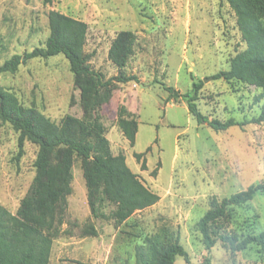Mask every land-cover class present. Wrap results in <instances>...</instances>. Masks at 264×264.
Listing matches in <instances>:
<instances>
[{"label":"rangeland","instance_id":"obj_1","mask_svg":"<svg viewBox=\"0 0 264 264\" xmlns=\"http://www.w3.org/2000/svg\"><path fill=\"white\" fill-rule=\"evenodd\" d=\"M58 11L87 25L85 52L92 69L105 79L118 75L108 58L120 31L136 37L134 53L123 70L136 81L116 84L112 98L96 114L102 117L113 155L123 154L128 168L159 201L125 223L94 220L97 237H83L89 218L80 163L73 166L67 224L54 240L49 264H134L135 247L147 236L168 228L178 234L188 262L174 264H264L256 245L232 253L217 242L202 243L197 223L212 202H222L264 183V123L258 118L260 89L236 80L217 79L246 49L237 18L226 0H0V66L14 55L43 47L49 35L48 13ZM202 83L194 101L209 120L243 124L215 132L199 125L185 98L170 99ZM0 88L24 108H34L58 123L65 116L90 115L80 104L67 60L59 55L32 59L15 73L0 74ZM124 106L138 122L133 147L117 126ZM0 122V205L15 215L35 176L38 147ZM134 154H143L140 161ZM144 162L145 169H141ZM110 208H107V212ZM227 232L243 238L264 233V195L256 193L241 206L229 207Z\"/></svg>","mask_w":264,"mask_h":264},{"label":"trees","instance_id":"obj_2","mask_svg":"<svg viewBox=\"0 0 264 264\" xmlns=\"http://www.w3.org/2000/svg\"><path fill=\"white\" fill-rule=\"evenodd\" d=\"M237 18V26L246 49L231 61L230 69L217 79L236 80L261 90L263 100L260 115L253 123H264V0H226ZM49 35L43 47L23 55H14L0 66L1 73H15L18 67L32 59L63 56L79 92L80 104L90 115L78 119L65 116L58 123L51 121L34 108L22 107L9 92L0 88V122L9 123L18 133L21 149L28 141L38 147L34 161L35 176L27 195L20 201L15 215L0 205V264H49L51 248L67 224L68 198L72 194L73 166L80 163L86 189L90 216L80 227L83 237H97L94 220L112 221L115 226L125 223L136 212L143 211L159 201V196L140 181L127 166L123 154L113 155L106 137L102 117L96 114L102 103L110 102L118 83L136 81L123 70L134 53L135 35L120 31L113 39L108 58L118 69L117 76L105 79L90 66L85 52L87 25L58 11L48 13ZM193 83L191 93L180 95L166 88L170 99L185 98L188 111L199 125L215 132L226 131L243 124L233 120H209L197 109L194 101L201 88ZM117 126L133 147L138 122L124 106L116 112ZM143 154H134L140 161ZM141 169H145L144 162ZM256 193L264 195V183L249 186L245 191L212 202L197 223L202 243L210 249L221 242L232 253L256 245L264 254V233L239 238L226 231L225 221L229 207L241 206ZM107 208H110L107 212ZM134 264H174L176 257L188 262V256L179 242L178 234L161 228L135 247Z\"/></svg>","mask_w":264,"mask_h":264},{"label":"crops","instance_id":"obj_3","mask_svg":"<svg viewBox=\"0 0 264 264\" xmlns=\"http://www.w3.org/2000/svg\"><path fill=\"white\" fill-rule=\"evenodd\" d=\"M104 123V122H103ZM105 125V124H104ZM90 216V213L88 214V217Z\"/></svg>","mask_w":264,"mask_h":264}]
</instances>
